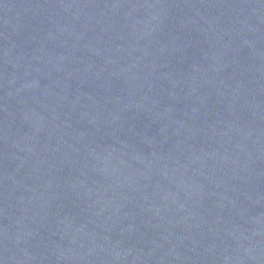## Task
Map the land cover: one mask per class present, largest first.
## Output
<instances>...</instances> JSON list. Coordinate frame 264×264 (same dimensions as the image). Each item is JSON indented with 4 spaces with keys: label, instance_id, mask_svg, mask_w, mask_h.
<instances>
[{
    "label": "water",
    "instance_id": "water-1",
    "mask_svg": "<svg viewBox=\"0 0 264 264\" xmlns=\"http://www.w3.org/2000/svg\"><path fill=\"white\" fill-rule=\"evenodd\" d=\"M0 264H264V0H0Z\"/></svg>",
    "mask_w": 264,
    "mask_h": 264
}]
</instances>
